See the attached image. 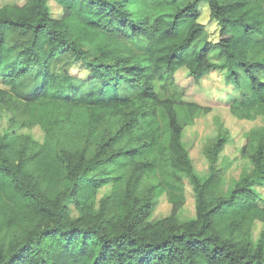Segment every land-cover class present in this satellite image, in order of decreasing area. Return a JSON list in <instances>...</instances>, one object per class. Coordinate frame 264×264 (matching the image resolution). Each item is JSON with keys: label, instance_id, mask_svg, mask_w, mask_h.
I'll list each match as a JSON object with an SVG mask.
<instances>
[{"label": "trees", "instance_id": "16d2710c", "mask_svg": "<svg viewBox=\"0 0 264 264\" xmlns=\"http://www.w3.org/2000/svg\"><path fill=\"white\" fill-rule=\"evenodd\" d=\"M53 1L59 16L48 0L0 5V114L43 132L0 135V264H264V230L254 248L249 238L264 223V197L252 189L264 182V0ZM202 2L218 24L215 42L199 21ZM215 46L236 86L240 73L249 82L230 113L263 120L239 151L252 170L229 193L215 165L223 139L202 178L182 143L177 103L156 89L160 75L183 66L198 81L214 67ZM61 52L100 86L80 93L70 72L53 73ZM31 71L37 84L26 91L20 81ZM185 105L190 117L209 110ZM178 171L195 195L187 220L176 216L186 201ZM143 178L153 184L138 195ZM103 185L109 191L97 199ZM161 194L171 212L151 221Z\"/></svg>", "mask_w": 264, "mask_h": 264}, {"label": "rangeland", "instance_id": "374dc122", "mask_svg": "<svg viewBox=\"0 0 264 264\" xmlns=\"http://www.w3.org/2000/svg\"><path fill=\"white\" fill-rule=\"evenodd\" d=\"M26 0H0V5L5 3L22 4ZM48 6L52 15L59 16L61 9L53 0H48ZM199 21L204 24L210 41L218 40V24L210 15L209 7L202 2L199 5ZM136 50L143 46L142 42L132 43ZM214 67L204 71L203 76L197 81L186 67H180L171 76L160 75L156 81V89L160 96L170 97L177 103L179 121L183 125L182 143L188 151L192 166L202 178L207 177L210 168L209 151L213 142L223 139V147L219 150L215 165L223 173L224 193H229L234 184L245 174L252 170V162L247 157L240 156V147L246 142L248 134L262 128L263 120L257 117L255 120L238 119L230 113V103L240 95L241 89L248 91L249 82L240 73L241 87H237L230 72H226L223 65L224 55L218 47H214L209 55ZM51 71L63 75L68 71L73 76L74 84L83 93L100 86L99 81L85 82L83 80L86 70L77 64H72L69 53L61 52L51 59ZM1 82V81H0ZM21 85L26 91H32L37 84L35 72L31 71L21 79ZM122 89V93L125 92ZM186 102H194L209 107L206 112L196 113L190 117L186 108ZM163 125H166L164 114L161 111ZM8 113L0 114V135L10 136L14 133H28L33 138L41 140L43 132L39 127L25 128L18 123L9 120ZM185 184L186 201L177 212L179 220H187L195 217V195L192 183L184 171H178ZM153 184L148 178H143L136 186L138 195H143L147 188ZM252 189L261 197H264V182L255 183ZM109 191V185H103L97 190V199ZM98 200L96 202L97 209ZM67 206L71 217H77L79 212L75 209L73 201L68 200ZM95 209V210H96ZM171 205L164 194L158 196L151 209L148 219L155 221L169 215ZM264 230V223L255 221L249 229L251 248H254L260 239V233Z\"/></svg>", "mask_w": 264, "mask_h": 264}]
</instances>
